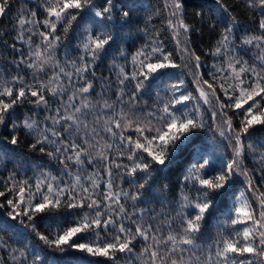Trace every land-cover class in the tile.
<instances>
[{
  "label": "snow or ice",
  "instance_id": "6c2138e0",
  "mask_svg": "<svg viewBox=\"0 0 264 264\" xmlns=\"http://www.w3.org/2000/svg\"><path fill=\"white\" fill-rule=\"evenodd\" d=\"M214 3L215 21L192 14L210 32L220 28L205 52L211 64L191 48L200 29L186 23L185 0L164 5V26L184 53L179 57L167 50L141 0H41L42 20L35 10L16 18L15 42L8 45L15 58L0 63V131L10 135H0V160L7 156L14 165L0 177V232L22 238L30 229L46 247L43 255L11 249L12 264H97V257L117 264L118 254L139 264H264V168L256 185L244 163L252 154L264 164V141L254 138L264 131V0L247 4L258 8L254 29L223 0ZM10 7L11 0H0V18ZM34 36L40 43L33 49ZM122 42L135 51L128 53ZM117 45L125 64L113 63L114 80L97 76L99 62ZM185 56L198 69L196 95L183 79ZM9 67L30 73L31 82L23 75L6 80ZM49 71L47 81L39 79ZM165 77L175 81L163 89L168 98L157 94L156 106L140 105L137 97L150 95V86ZM25 104L33 115L19 120L16 109ZM21 130L33 137L27 147L47 157L58 175L41 163L22 166L16 152ZM197 137L205 138L200 148L193 144ZM185 152L188 163L173 184L165 173ZM237 184L251 199L236 196ZM60 215L72 216L71 226L49 225L48 235L38 230V216L56 222ZM206 221L219 225L214 233L205 235ZM89 235L95 239L80 242Z\"/></svg>",
  "mask_w": 264,
  "mask_h": 264
},
{
  "label": "trees",
  "instance_id": "16d2710c",
  "mask_svg": "<svg viewBox=\"0 0 264 264\" xmlns=\"http://www.w3.org/2000/svg\"><path fill=\"white\" fill-rule=\"evenodd\" d=\"M141 2L147 6L148 12H150L153 16L152 24L155 26V28L159 29L166 41L167 50L173 51L174 56L179 57L181 55H184V53L180 52L177 49V45L175 43V39L172 37V34L168 32L166 27L164 26L167 19L168 9L164 7L166 1L165 0H141ZM37 0H11V7L9 14L4 17L0 18V63H3L4 60H10L15 58V53L8 47V45L14 43V38L17 35L18 29H14L16 18L23 14L25 17L28 16V10H35L37 11V17L38 19H43L44 16L42 15V9L37 8V4H39ZM223 3L232 11L233 15L237 17L238 20H240L244 25L250 26L253 29L255 28V24L252 23L253 20L257 17L258 8L255 10L249 9L247 7L248 3H251V0H223ZM215 9L216 4L214 3V0H185V21L186 23L194 25L196 28L200 29L199 32L192 34V43L191 48L196 50V54L201 56V60L206 62L207 64L213 63V60L211 57L206 56L205 52H207L214 44L216 39L218 38L217 33L219 32L220 28H217V32L213 33L208 30L207 27L202 26L199 22L198 17H193V12H199L202 13L205 19L211 18L213 21H215ZM142 13L145 11L143 8L140 10ZM159 13L158 15L156 13ZM140 28H143L145 25L144 23H139L137 25ZM223 27V26H220ZM131 31L135 32V29H131ZM59 34V33H58ZM4 41H7V44L4 43ZM69 41H71L73 44L75 41L72 38V33H69ZM139 43H143V40L140 39L138 41ZM40 41L37 37H33V49L35 48L36 44H39ZM124 49L128 53H132L135 51V48L126 42H122ZM16 48H24V46L21 43H16ZM25 52H27V48H24ZM58 57H61V63H63L62 54L58 53ZM79 55L78 52H73V56ZM245 59L249 60L251 63V58L249 56H245ZM130 59V57H129ZM185 61L188 64L187 69L182 70L185 74L183 75V79L185 81V85L187 86L188 90L193 93V95H196L195 91V83L193 81V74L198 71V69L195 67L194 62L189 60L187 56H185ZM176 62H180L179 59H177ZM113 63L116 65H124L125 61L123 58H121V49L119 45L115 47V51L110 54L107 58H102V60L99 62V66L96 69V75L101 76L103 75L106 78H109L111 80H114L116 77V72L111 71ZM258 66V65H257ZM126 71H131L130 68H126ZM172 72H175V70H171ZM199 71H203V68H201ZM13 75H23L25 80L28 82H31L30 80V73L28 72H22L17 73L14 68L9 67L5 72V79H11V76ZM51 75V72L49 71L47 74L45 73H39V79L47 81L48 77ZM91 78V77H89ZM204 78L208 79L207 72H204ZM174 80H170L167 77L163 78L160 82H157L156 85L150 86V95H144L142 98L137 97V101L140 105L147 104L149 106H156V97L157 94L161 97L168 98L167 93L163 90L169 83H174ZM107 98V97H106ZM90 99L95 102L98 97L95 93H93L90 97ZM223 99V97H221ZM115 101V96H112L110 99V102ZM31 105L25 104L21 108L16 109L17 119L23 120L24 114L27 113L28 115H33V111L31 109ZM187 110V109H186ZM151 107L143 108L142 110L138 109L137 114L138 116L143 117L145 113L150 112ZM231 114V113H229ZM44 113H38L37 118L43 119ZM0 135H3L4 137H7L10 139L9 132L6 130L0 131ZM20 136L22 143L18 149H16V152L19 154L17 158L22 159L23 165L22 166H31L32 164H45L47 165L46 170H50L53 172L54 175H58V173L55 170L54 164H51L48 162L47 157H43L41 159L42 154L37 152H32L27 145L34 142L33 137L31 135L26 134L24 130L20 131ZM255 142L259 143L261 141H264V131H256L254 133ZM204 137H197L193 140V144L197 148L202 147V141H204ZM104 140H101V143H104ZM108 143H111L110 140L107 141ZM191 147V146H190ZM209 150H212L209 148ZM217 152V158H222L220 154L224 151L222 147L219 146V141L217 140V147L215 149ZM261 151H264V149H261ZM188 163V153L185 152L181 155V157L177 158L176 162L166 171L165 175L167 176V179L171 181L173 184L177 182V180L181 177L184 165ZM245 165L247 166L249 172L255 173L253 176V183L256 185L261 184V180L259 179V170L261 168H264V164H262L257 156H254L252 154H248L245 157L244 160ZM14 165L13 163L9 162L7 159V156H5L2 160H0V177L6 178V171L13 169ZM75 171V170H74ZM91 171V169H89ZM29 175L31 173H28ZM186 174V173H185ZM18 176H20V173H17ZM23 178V177H21ZM127 187V184L125 185ZM187 189V186H185ZM5 189L3 187H0V191H4ZM260 191L264 192V187L260 188ZM177 194L179 193V188H176ZM186 194L191 196L190 192H186ZM236 196L238 197H245L248 199H251V197L248 195V193L244 190L243 184H237L236 185ZM3 198H0V201H2ZM230 203V200H229ZM128 207V205H126ZM139 207H145V205H139ZM159 207V206H158ZM167 211V209H165ZM73 219L72 216L68 215H60L58 218V221L56 222H50L47 217H40L38 216L35 220V223L37 224V228L41 233H44L46 235L49 234V225L52 230L56 229L58 226L63 227H69L71 226L70 221ZM223 219V217H221ZM219 225L217 223L208 222L206 221V233L211 234L214 233ZM51 238V237H50ZM95 239L93 235L87 236L85 239L81 240L80 242H89L91 240ZM204 241L198 240V243H203ZM29 245V248H25V245ZM0 245H3V248L0 249V264H12V253L11 249H20L21 251H28L31 253L32 251H37L41 255L44 254L45 245L42 241L38 239L34 234L31 233V230L29 229L26 233L23 234V237H17L12 232H0ZM34 246V247H31ZM136 253L139 254L141 251V246H137L135 249ZM71 254V253H70ZM199 255V253H197ZM19 255V253H17ZM120 256V259L117 261V264H139V261H131L129 262L123 254H118ZM31 255H29V260H31ZM97 261V264H112V261L106 260L102 257L94 258Z\"/></svg>",
  "mask_w": 264,
  "mask_h": 264
},
{
  "label": "rangeland",
  "instance_id": "374dc122",
  "mask_svg": "<svg viewBox=\"0 0 264 264\" xmlns=\"http://www.w3.org/2000/svg\"><path fill=\"white\" fill-rule=\"evenodd\" d=\"M38 2H41V0H37ZM166 3H171V0H165ZM181 40H183V37L181 36ZM259 66V65H258ZM6 80H10V79H6ZM128 109H125V111H127ZM138 115V114H137ZM152 123H155V121H152Z\"/></svg>",
  "mask_w": 264,
  "mask_h": 264
}]
</instances>
